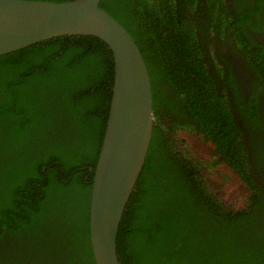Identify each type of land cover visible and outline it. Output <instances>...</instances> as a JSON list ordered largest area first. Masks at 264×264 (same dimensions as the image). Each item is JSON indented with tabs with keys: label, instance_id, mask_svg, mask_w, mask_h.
I'll return each instance as SVG.
<instances>
[{
	"label": "trees",
	"instance_id": "16d2710c",
	"mask_svg": "<svg viewBox=\"0 0 264 264\" xmlns=\"http://www.w3.org/2000/svg\"><path fill=\"white\" fill-rule=\"evenodd\" d=\"M204 1L217 12L209 18L211 28L216 29L204 32L219 29L227 33L232 21L235 39L244 45L236 51L245 53L252 71L260 76L264 48L255 45L250 50L246 30L253 28L250 15L264 7V0H254L257 7L252 10L239 4L229 8L224 0ZM195 2L99 1V7L129 32L140 50L150 79L154 115L144 166L116 235L120 264H262L264 255L255 256V247L246 245L263 239L264 223L253 217L252 209L244 208L256 196L248 189L252 199L243 194L245 205L228 201L231 211L221 209L217 200L225 193L212 178L214 163L187 155L184 141H176L177 134L168 131L176 126L177 133L188 132L212 144L214 156L221 153L223 162L246 175V150L238 121L216 93L206 61L199 55L201 41L185 17ZM113 70L109 48L90 36L52 39L0 56V230L17 241L30 239L28 245L34 247L48 244L51 264H95L89 242V207ZM231 79L230 71L225 83ZM235 95L238 107L248 114ZM161 117L169 118L168 130L159 127ZM252 119L260 129L261 123ZM164 137L168 143L163 147ZM175 142L179 144L176 150ZM90 167L91 174L86 169ZM56 210L61 211L58 217ZM68 220L69 231L44 239L62 229L57 225L64 228ZM78 226L81 232L74 241L71 236Z\"/></svg>",
	"mask_w": 264,
	"mask_h": 264
},
{
	"label": "water",
	"instance_id": "95a60500",
	"mask_svg": "<svg viewBox=\"0 0 264 264\" xmlns=\"http://www.w3.org/2000/svg\"><path fill=\"white\" fill-rule=\"evenodd\" d=\"M99 1L0 0V56L73 36L95 37L111 51L112 95L93 173L89 230L95 264H119L118 225L144 166L154 115L140 50L129 32L99 7Z\"/></svg>",
	"mask_w": 264,
	"mask_h": 264
},
{
	"label": "flooded vegetation",
	"instance_id": "af4514ba",
	"mask_svg": "<svg viewBox=\"0 0 264 264\" xmlns=\"http://www.w3.org/2000/svg\"><path fill=\"white\" fill-rule=\"evenodd\" d=\"M195 1L196 2L193 11L188 12V10L186 11V7L184 8V10L186 11L185 17L194 26L195 34L198 37V40L201 41L199 45V55H203V58L206 61L205 64L207 69L209 70L208 75L214 82L216 93L230 105L229 110L232 111V114L237 119V127L242 132L241 139L244 142V150H246V153H244V155L246 157L247 172L246 175L243 176V174H240L233 168L232 169L237 175H240L239 177H241L242 179L245 199H252V197L248 195V189L251 190L253 196H256L253 198L254 203L247 207L244 206V208L249 210L252 209L253 217L256 218L258 216L264 223V130L261 129L262 126H264V71L260 70V72H258L261 76L260 77L256 72L252 71V67L249 64V61L245 58V53H239V51H236L239 49H243L244 45H240L235 39V34L231 29L232 21H230L227 25L230 29L227 33L222 34L219 29L217 31L214 30L213 33L204 32L206 29H216L211 28L209 24V18H211V16L213 15L211 13L217 12L212 11L213 7L208 5L204 0ZM224 1L228 3L229 8H233V4H239L240 7L246 6L249 10H252L254 8L256 9L257 7L254 0ZM250 18L251 20L249 26L250 28H252L251 25H253V28H248L246 30L247 40L250 46V50L254 51L255 45H261L264 48V7L260 6L259 12L257 14L250 15ZM186 19L184 20L185 22ZM130 30H133V27H130ZM249 39H251L252 41L249 42ZM230 71L232 72V79L230 80L231 82L229 81L227 85L225 83V80L229 78ZM162 87L163 90H167V85L163 82ZM232 87H234L235 90H233ZM171 93H174V90H172ZM235 94L239 95L240 100L242 101L244 107L246 108V112L248 111L249 115L245 114L243 110L238 107ZM253 110H255V112ZM251 116L257 121V123H261L259 125L260 129L255 126L256 123ZM161 119L162 121L161 124L159 123V127L164 126L165 129L169 128V124L166 125V123L169 122V118L161 117ZM170 119H173L174 123H176V119L174 116H170ZM177 130L178 128L175 126L173 128H170V130L168 131L175 132L176 134L180 135V132L177 133ZM200 142L203 144L202 141ZM167 143L168 140L166 139V137H164L162 141L163 147L165 146V144L167 145ZM173 145L174 150L179 148V144L177 142H175ZM186 149L187 155L191 154L192 151L189 149V147H187ZM214 151L215 149H213L212 153ZM192 156L196 157L195 155ZM216 156L217 159L215 160V157L213 155L215 166L217 163L216 161H222L220 155ZM215 166L213 168H215ZM229 168L231 167L229 166ZM210 169H212V167ZM245 177L247 178V180ZM86 180H88V177H86ZM245 181H247L248 184H246ZM248 185L253 186V188ZM221 191L225 193L224 198L221 201H217L221 209L224 206L227 210L231 211L229 205L230 203L228 201H230L232 204H235V198L233 195H231L230 198L227 199L228 195L226 194L223 185ZM218 203L213 205V208L216 207ZM207 207L209 208L208 204ZM48 208L52 209L54 208V205L49 206ZM235 210L234 212H237L238 207H235ZM60 214L61 211L56 210L55 215L58 217V215ZM249 220L254 219L249 218ZM70 223L71 222L68 220L65 223L64 228L61 225H57L62 229H56L52 231L51 233L53 234L44 239H55L54 234L62 233L64 232V230L69 231L68 227ZM78 229L79 226L76 233H73L75 235L71 236L74 241L75 239H77V234L81 232V229ZM4 231L5 229L0 230V264H51L49 259L50 256L48 255V244H44L40 240H36L34 242L42 244H38L34 247L32 243H29L30 245H28L30 239H21L17 241L16 239L12 238V235L1 233ZM88 232L90 242V230H88ZM261 232L263 236L261 242L260 239H254L255 242L246 243V245L248 246L252 245V248L253 246L255 247V256L257 257H260L261 254L264 255V229ZM17 250H20V252L17 253ZM78 254L79 251H77V257L75 256L77 259ZM43 258H46L48 260V263ZM77 263L81 264L78 261ZM57 264L60 263L57 262ZM262 264H264V257H262Z\"/></svg>",
	"mask_w": 264,
	"mask_h": 264
},
{
	"label": "rangeland",
	"instance_id": "374dc122",
	"mask_svg": "<svg viewBox=\"0 0 264 264\" xmlns=\"http://www.w3.org/2000/svg\"><path fill=\"white\" fill-rule=\"evenodd\" d=\"M175 139L176 141L184 140L186 142V146L189 147V149L192 151L191 154L201 158L205 162V164L214 163V158L212 155L214 147L212 146V144H202L195 137L189 135L185 136L177 134ZM219 155H221V153H219ZM214 157L216 160L217 156L215 155ZM213 167L210 170V172L212 173V178L224 186V190L228 196L233 195L234 197H236L238 204L242 205L244 186L239 175H237L235 171L232 168H229L228 164L223 161H219L218 163H216L215 168Z\"/></svg>",
	"mask_w": 264,
	"mask_h": 264
},
{
	"label": "clouds",
	"instance_id": "9594fccd",
	"mask_svg": "<svg viewBox=\"0 0 264 264\" xmlns=\"http://www.w3.org/2000/svg\"><path fill=\"white\" fill-rule=\"evenodd\" d=\"M195 6V5H194ZM153 126H154V122H153ZM180 135H189V136H193L191 133H188V132H181L180 133ZM194 137V136H193ZM196 138V137H195ZM197 139V138H196ZM198 140V139H197ZM184 141V140H183ZM184 144L186 145V142L184 141ZM91 168V167H90ZM88 169V172H89V174H91L92 172H90L89 171V168H87ZM92 169V168H91ZM235 170V169H234ZM236 171V170H235ZM240 176V175H239ZM241 178V177H240ZM242 180V179H241ZM227 197V196H226ZM230 198V196H228V198L227 199H229ZM235 198V201L237 200L236 199V197H234ZM239 205V204H238ZM118 227H119V225H118ZM117 232H118V230H117ZM117 235V234H116ZM116 255H117V253H116ZM120 264V263H119Z\"/></svg>",
	"mask_w": 264,
	"mask_h": 264
}]
</instances>
